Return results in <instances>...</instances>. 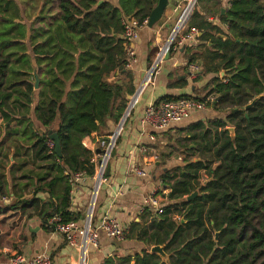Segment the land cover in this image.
Masks as SVG:
<instances>
[{"label": "trees", "instance_id": "16d2710c", "mask_svg": "<svg viewBox=\"0 0 264 264\" xmlns=\"http://www.w3.org/2000/svg\"><path fill=\"white\" fill-rule=\"evenodd\" d=\"M56 1L61 25L41 35V50L33 48L35 59L44 55L41 62L23 61L18 78L11 79L12 58L0 55V109L6 121L5 110H12L7 102L15 93L20 96L23 86L27 112L31 109L35 75L40 77L45 70L34 108L45 131L34 130L31 148L47 170L30 199L0 206V247L5 241L13 248L26 243L27 224L35 217L43 218L47 231L54 230L48 220L55 215L64 221L79 220L81 214L70 211L71 179L78 172L93 177L96 171L94 152L83 139L110 120L119 122L133 94L125 84L109 80L125 68L122 19L134 16L143 22L159 0ZM227 4L225 8L222 0H197L186 31L198 28L205 41L200 53L189 55V63L200 61L201 75L217 74L211 79L215 87L199 99L217 93L214 108L228 111L224 117L181 129L191 143L184 145V162L162 175L169 203L157 215L146 209L141 221L128 227L124 238L141 243L140 251L113 252L101 264H264V0ZM12 13L10 1L0 0V15ZM216 18L227 30L215 24ZM222 70L227 74L223 79ZM180 98L188 97L165 100ZM229 125L235 127L234 137ZM50 131L59 135L62 157ZM171 154L166 153V159ZM202 173L208 177L201 180ZM3 186L0 173V195ZM196 190L198 195L187 200ZM40 192L49 197H38ZM154 245H164L169 259L152 253Z\"/></svg>", "mask_w": 264, "mask_h": 264}, {"label": "crops", "instance_id": "0c3cea01", "mask_svg": "<svg viewBox=\"0 0 264 264\" xmlns=\"http://www.w3.org/2000/svg\"><path fill=\"white\" fill-rule=\"evenodd\" d=\"M109 1L118 4V0ZM186 1L169 0L161 19L163 23H157L154 27H149V25L142 27L139 37L133 42L125 40V47L133 45L135 48L138 62L131 68H124L116 76L111 77L110 81L115 80L125 84L126 89H133V94L137 91L145 73L156 59L161 44L169 41L181 20L185 12L184 7L187 5ZM222 1L224 7L227 8L228 0ZM214 22L227 30V26L220 23L218 18ZM200 35L202 32H199L193 42H184L179 49L170 53V56L161 63L155 82L145 89L127 118L108 163L107 182L101 186L93 208L95 225L106 213L117 218L127 229L133 221L140 222L141 215L146 211L142 209L143 198L158 186L168 193L166 185L162 182V175L166 170L184 162V158L181 156L176 160L166 159V148L176 138H180V135L177 137L176 131L182 133L181 140H184L186 136L190 135L181 129L191 123L217 115V110L211 107L202 111H194L190 119L163 131H156L150 126L142 125L144 111L148 105L164 102L166 97L187 96L199 99L205 95L209 85L215 87L211 79L217 74L201 75L200 61L192 63L198 64L201 69L195 76L191 75L189 55L200 53L205 44V41L199 38ZM121 36L124 38L123 33ZM207 44L211 45V42L209 41ZM222 71L221 78L223 79L227 74L225 72V75L222 76ZM197 75L201 76L197 77ZM34 89L37 91L35 100L28 112L26 95L23 94L26 91L25 86L22 87L20 96L15 93L12 99L7 102L12 109L11 111L5 110L9 115L7 121L0 109V173L4 180V194L0 195V206L12 205L19 199H30L37 186L39 176L44 175L47 171L45 164L35 158L31 148L36 140L34 130L45 131L41 123L37 121L34 112L39 99L40 84L39 88L35 87ZM133 94L128 98L129 100ZM216 95L219 100L217 93ZM16 97H20V99L17 100ZM118 123L110 120L99 131L93 132L83 139V142L88 144V148L96 154L93 158L94 161L101 149V146L95 147V145L106 143L116 131ZM151 134H154V140H151ZM136 168L147 171V176H138L135 172ZM94 179L95 175L93 177L84 175L72 187L70 211L81 214L77 220L80 225L83 224L92 207ZM38 197L46 199L49 194L40 192ZM55 203L58 204L57 201ZM25 235L26 243L18 247L13 248L9 242H4L0 247V264H10L9 257L15 252L23 253L28 257H33L40 252H47L52 257V264H80L82 251L71 245L64 234L54 230L47 231L43 218L31 219L27 224ZM141 247V243L136 240H126L125 238L116 240L102 234L99 247L88 246L87 248L88 264H101L102 260L110 253L140 251Z\"/></svg>", "mask_w": 264, "mask_h": 264}, {"label": "built area", "instance_id": "2783aa9c", "mask_svg": "<svg viewBox=\"0 0 264 264\" xmlns=\"http://www.w3.org/2000/svg\"><path fill=\"white\" fill-rule=\"evenodd\" d=\"M189 6L186 8L181 20L175 28L169 41L164 44L158 51L156 59L150 65L149 69L145 73L142 82L137 91L130 98L127 107L121 117L119 124L113 136L110 137V141L106 149L103 152V159L100 162V166L96 169L95 173V186L93 190L94 205L101 186L107 182V167L108 162L112 157V153L118 141V138L123 130L124 124L140 100L145 89L155 82V77L159 73L161 63L166 59L168 53L171 51V47L174 50L179 49L180 46L186 41H194L200 30L196 27L190 28L186 31L187 22L192 15V9L194 7V0H187ZM148 19L141 22L134 16L124 17L122 19L123 25V37L125 40L133 42L140 35L142 27L148 25ZM138 62V56L133 45L126 46V61L125 68H131ZM198 64L190 63L191 75L195 76L200 71ZM227 82V79L225 80ZM217 102V97L214 94L209 95L205 100L195 98H180L178 100L164 101L161 103H152L148 105L144 111L142 118V125L150 126L156 131H163L169 129L173 125L181 123L187 119H190L194 111H202L207 108L214 107ZM124 118V119H123ZM151 140H154V134L150 135ZM86 147H89L86 142H83ZM54 143H51L53 146ZM103 150V149H102ZM136 174L138 176H147V171L136 168ZM85 172H78L73 175L71 179L72 187L75 182L82 178ZM162 187L154 188L149 195L143 198V210H150L154 215L160 214L163 209V196L161 194ZM73 190V189H72ZM71 191V195H72ZM72 197V196H71ZM92 205L91 210L84 219L83 224H79L77 221H64L61 215H55L48 220V225H54V231L62 233L66 236L68 242L78 247L82 251V259L80 264H88V246L99 247L100 237L105 234L108 238L123 240L127 231V228L117 218L106 213L103 215L100 222L94 224V214ZM10 264H52V257L47 252H40L33 257L15 252L9 257Z\"/></svg>", "mask_w": 264, "mask_h": 264}, {"label": "rangeland", "instance_id": "374dc122", "mask_svg": "<svg viewBox=\"0 0 264 264\" xmlns=\"http://www.w3.org/2000/svg\"><path fill=\"white\" fill-rule=\"evenodd\" d=\"M9 1H10V5H12L13 7V13L11 15L10 14L0 15V55L11 56L12 63L10 66L9 77L12 79L13 77L18 78L16 74L22 70L21 64L23 61L30 62V60L32 59L33 63L34 62L39 63V61L41 62L44 55H41L42 53H40L38 54L37 59H35L33 48L41 50L40 49L42 45L41 42L42 39L44 38L41 35L49 28H52L55 31V29H57L56 27L61 25V20L59 17V8L57 6L56 0H9ZM186 3L187 5H185L184 11L189 6L188 1H186ZM194 7L192 9V13ZM158 23H163V21L160 20ZM166 42L167 41H165L164 44H166ZM164 44H161V47ZM42 70L43 71L41 72L40 80L45 79V70L44 69ZM210 87L211 85H209L208 88H206L205 94L209 91ZM219 107L223 108V105L221 104V106ZM225 108L226 109H224V111L218 110L217 115L220 113L219 114L220 116L223 115L225 116L226 111H228V108L227 107ZM217 115L207 117L204 119L205 121H208V119L215 118ZM229 127H233L235 129L233 125H229L228 128ZM176 132H177V137H179L180 135V138H176V140L172 141V144L168 146L169 148L168 147L166 148V153H169V151L172 153L171 154L172 156L167 158V160H176L180 156L182 158H185L186 154H185L184 145L191 143L190 140L186 139L187 136L185 137L184 140H181L182 133H180L179 131ZM113 134L111 136H113ZM109 141L110 138L107 140L106 143H103L102 145H100V143H97L95 145V147L101 146V149H103V150L101 149L99 150L100 153L98 156H96L95 161L93 160V158L95 157L96 154H94L92 158V161L95 163L96 169L100 166V162L103 159V152L106 149ZM217 165L218 163H216L214 166ZM207 177L208 175L206 173H202L201 180ZM11 179L13 180V178ZM168 193L167 191L165 193V190L163 191V188L161 189V194L164 198L163 204L165 206L169 203V200L167 199Z\"/></svg>", "mask_w": 264, "mask_h": 264}, {"label": "water", "instance_id": "95a60500", "mask_svg": "<svg viewBox=\"0 0 264 264\" xmlns=\"http://www.w3.org/2000/svg\"><path fill=\"white\" fill-rule=\"evenodd\" d=\"M196 1L197 0H194V4L196 3ZM168 4H169V0H159L158 1V3L156 4V6L153 8V10L150 13L149 21H148L149 27H154L162 19L163 15H164V13L166 11V8H167ZM222 12L224 13L225 12V9H222ZM169 56H170V52L168 53V55H167L166 58H168ZM224 75H225V71L223 70L222 71V76H224ZM35 77H36L35 87L36 88H39L40 77H39V75L37 73H36ZM262 96H263V94L258 95L257 97H255L248 105H246V109H250L251 107H253V105L257 102V100L260 97H262ZM228 129L231 132V135L234 137V135H235V129L233 127H229ZM49 137L55 143L56 153L60 157H62L61 143H60V138H59L58 133L57 132L50 131L49 132ZM205 184H206V182H205ZM198 193H199L198 190L194 191L191 195H189L187 197V200L194 199L198 195ZM92 205H94V197H93ZM216 238H217V236H216ZM151 252L152 253H158V254H160L165 260H168L169 259V256H168V254L165 251V246L164 245H154L151 248Z\"/></svg>", "mask_w": 264, "mask_h": 264}]
</instances>
